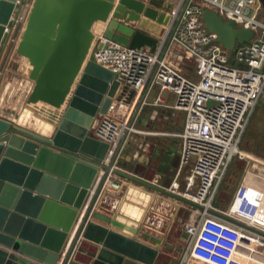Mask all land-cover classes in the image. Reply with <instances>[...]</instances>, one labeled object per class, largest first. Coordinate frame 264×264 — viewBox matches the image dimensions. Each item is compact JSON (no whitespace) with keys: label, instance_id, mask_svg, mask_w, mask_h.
Wrapping results in <instances>:
<instances>
[{"label":"water","instance_id":"obj_1","mask_svg":"<svg viewBox=\"0 0 264 264\" xmlns=\"http://www.w3.org/2000/svg\"><path fill=\"white\" fill-rule=\"evenodd\" d=\"M114 1L34 0L18 47L33 64L29 74L34 82L26 100L64 106L49 134L17 123H12L11 129V121L0 116V264H66L82 236L99 244L97 250H89L99 261L153 264L160 246L171 247V242L161 234L143 230L141 224L133 225L94 209L98 186L109 171L198 205L103 162L108 142L90 133L95 116L107 112L114 99L127 92L116 72L87 56L94 37L93 23L103 21L101 31L106 37L130 46L148 44L154 49L164 31L166 11L173 4V0ZM23 2L0 0V58ZM259 2L264 10V0ZM201 19L224 47L248 40L252 33L233 26L230 18L222 20L208 6L202 9ZM128 20H137V24L126 23ZM133 93L130 89L127 99ZM180 128L179 123L175 129ZM173 151L177 153L175 145L167 144L163 158ZM262 212L263 225L264 206Z\"/></svg>","mask_w":264,"mask_h":264},{"label":"built area","instance_id":"obj_2","mask_svg":"<svg viewBox=\"0 0 264 264\" xmlns=\"http://www.w3.org/2000/svg\"><path fill=\"white\" fill-rule=\"evenodd\" d=\"M207 6L222 20L232 19L233 26L250 29L249 39L234 41L231 48L222 46L201 19ZM261 10L259 0H173L154 49L148 44L130 46L100 30L94 31L87 53L116 72L127 92L134 90L129 99L127 92L114 99L90 126L92 135L108 142L103 162L114 164L125 133L135 129L131 123L134 108L149 102L153 89L157 93L152 102L181 112V128L170 134L178 141V166L188 170L183 191L198 204L185 202L188 211L182 223L186 235L181 251L207 264L264 261V202L252 196L249 182L236 184L226 208L212 202L231 159L244 157L239 143L251 112L258 102L264 105ZM184 58L191 63L192 76L180 69Z\"/></svg>","mask_w":264,"mask_h":264},{"label":"rangeland","instance_id":"obj_3","mask_svg":"<svg viewBox=\"0 0 264 264\" xmlns=\"http://www.w3.org/2000/svg\"><path fill=\"white\" fill-rule=\"evenodd\" d=\"M33 3L34 0H24L22 3V9L18 15L16 24L14 25L7 44L3 50V59L0 58L3 60L0 65V116L11 121L9 125V128L11 129H13L11 124L17 123L38 132L49 134L55 127L59 109L42 100L35 102H28L26 100L28 89V84L26 82L32 79L29 73L33 64L31 63L29 56L19 51L18 48L19 42L22 40L23 30L27 26ZM180 69L188 76H192L193 74L191 71V63L185 58L183 61H181ZM256 105L257 106L253 109L247 120V124L244 128L241 141L239 143V149L244 154L249 153L262 159L264 158V105L259 102ZM117 107L120 108V106L116 105L115 108ZM120 109L124 110L125 108L123 105H121ZM165 111L167 112V110H161L153 118L144 121L139 119L138 110H136L135 107L133 110L134 117L132 118L131 116V123H133L135 129L126 132L123 141L121 142V144H128L131 141L135 144H138V142L148 144L149 150L147 151L154 150L151 161L154 166L152 171L157 169L156 165L165 144H175V146L178 144L177 138L173 134H170V132L174 131V127L180 123L182 117L181 112L177 109L176 111L171 109L167 112V114ZM37 126H39L40 129L36 128ZM144 152L146 153V150ZM246 158L248 160L247 169L249 173H256L259 176L260 172H264V164L257 162L253 168L249 166L251 163V158H249L247 155H244V157L234 155L228 164V167L224 172L225 174L218 186L219 192L217 199L219 202H223L230 191V194H232L234 187L242 175L241 172L243 170ZM143 167L144 165L138 163L136 169L141 171ZM187 171V167H181L180 173L177 176V186L176 181L171 186V189L175 190L174 192L178 193V191H183L184 177ZM124 178L129 180L126 176ZM257 179L258 182H260V179ZM261 184L264 186V181H261ZM128 185L124 184L122 186L123 190L121 192L126 193ZM262 193L264 192L261 191V194ZM157 194L158 198L154 199V202L152 203L153 212H151L156 216H153L151 221L164 228L162 229L164 232L162 235L166 241L170 242L171 234L180 231L183 217L187 214L188 210L182 206L183 204L186 206L184 201L172 197L164 192L158 191ZM134 195V199L137 198L136 201L141 203L146 202L145 200L151 199V196L149 195L146 197L140 194H138L137 197L136 194ZM131 196H133L132 193ZM131 196L128 197L127 201L129 198H131ZM172 202H178V204L182 205L174 206V203ZM262 202H264L263 199ZM137 224L138 223L136 221V225ZM163 251L164 253H175V250L170 247L163 248ZM81 256L84 258V254ZM198 263L205 264L201 260H198ZM260 264H264V261L260 262Z\"/></svg>","mask_w":264,"mask_h":264},{"label":"crops","instance_id":"obj_4","mask_svg":"<svg viewBox=\"0 0 264 264\" xmlns=\"http://www.w3.org/2000/svg\"><path fill=\"white\" fill-rule=\"evenodd\" d=\"M116 3V0L114 4ZM113 8H111L109 16H111ZM144 16V15H141ZM120 20H123V18H120ZM97 21V20H96ZM100 21V20H98ZM101 22V21H100ZM103 22V21H102ZM126 23L130 24H137V20H128L125 21ZM94 25H92L93 31L97 32V29L93 28ZM146 32L151 33V34H156L154 31H151L149 29L144 28ZM99 31V30H98ZM1 59H3V54ZM0 59V65L3 62V60ZM157 90L153 89L151 93L148 96L149 102L145 103H140L139 109H138V117L140 120L147 121L150 118H153L156 116L161 110H167L170 111L171 108H168L166 106H162L160 104L154 103L155 97H156ZM127 98V97H126ZM122 103H126L125 100H121ZM120 102V103H121ZM64 104H62L57 110L59 111V114L57 116V120L59 119V115L61 110L63 109ZM144 109V110H143ZM166 112V111H165ZM166 112V113H167ZM168 114V113H167ZM143 121V122H144ZM57 122V121H56ZM175 129V127H174ZM176 130V129H175ZM166 145L163 148V151L160 155V158L158 160V163L156 165V170L152 171L154 166L152 161L153 157V151L154 150H149L148 144H143V142H138V144H135L134 142H130L128 144H122L116 160L114 161V168H117L119 170L123 171H128L131 172L135 175L142 176L145 179L154 182L160 186H163L169 190H171V186L174 184L176 181V186H177V176L180 173L181 167L178 166V144L176 147V158H175V151L169 157L166 159L163 158V154L165 153ZM175 145V144H173ZM146 150V153L144 152ZM244 155H247L249 158H251V163L249 166L253 167L257 164V162L264 164V158H259L256 157L252 154L246 153ZM253 160V161H252ZM247 158L245 159L244 167L242 170V175L239 178L238 182H249L247 185L248 190L251 192L252 196L257 198L258 196L261 197L264 200V193L261 194V191L264 192V186H262L261 181H264V172H260L259 176L256 173H249L247 166ZM140 163L144 165L143 169L141 171H138L136 169L137 164ZM260 164V165H261ZM262 166V165H261ZM254 168V167H253ZM108 179L103 182L102 184L98 186V192L94 201V209L101 210L102 212L111 214L112 216L118 217V215L125 216L124 214L126 213H138L139 217L137 219V223L141 224L143 230H146L152 234H163V227H160L159 224L154 223L151 221V218L153 216H156L152 214L153 212V206L152 203L154 202V199H157V192L159 190L143 185L135 180H132L128 178L129 180H126L120 172L116 171H109V174L107 175ZM260 179V182H258V179ZM112 180V181H111ZM116 180L119 182L118 186H115L113 184V181ZM111 182V183H110ZM221 182V181H220ZM129 183V185H128ZM128 185L126 193L121 192L122 186L123 185ZM219 186V185H218ZM131 187V189H130ZM218 189V190H217ZM217 192L215 194V197L213 198V203L215 206L219 207L220 209L226 208L225 206L228 204L229 199L231 197V194L229 192L228 196L225 198L223 202H219L217 199V195L219 192V188L217 187ZM263 189V190H262ZM177 190V189H176ZM161 192V191H160ZM131 193L133 196H131ZM142 193V194H141ZM165 193V192H164ZM120 194V195H119ZM134 194H136V197L138 194L146 196H151L150 200H145L146 202H139L136 201L137 198L134 199ZM169 195V194H168ZM129 200L127 201L128 197H130ZM171 196V195H170ZM173 197V196H172ZM181 200V199H180ZM142 201V200H141ZM148 201V202H147ZM141 203V204H140ZM174 203V202H172ZM182 203V202H181ZM179 206L182 204H178V202L174 203V206ZM187 210L188 207L183 204ZM129 219H131L128 216H125ZM186 215L183 217V221L185 220ZM121 218V217H119ZM125 219V218H124ZM134 220V219H132ZM182 221V223H183ZM108 224L111 227H114L120 231L126 232L124 229L121 227H118L112 223H105ZM182 225V224H181ZM166 228V227H165ZM184 229L183 225L180 228V231L177 233H172L170 236V242L173 244V248L176 247V244L181 242V247L183 246L184 242V236L182 235ZM128 233V232H126ZM130 234V233H129ZM140 239H144L146 242L156 245L155 242L148 238L141 237L139 235ZM99 244L94 242L93 240L86 238V237H81L79 241L77 242L75 248L69 255V257L66 260V264H107L103 261L97 260L98 258L89 252V250H97ZM169 248L170 246L162 245L160 246V252L157 255L155 261L153 264H199L198 260L192 259L188 257L187 253H184L182 251L175 252V253H164L163 248ZM82 254H84V258H82ZM203 262V261H202ZM205 263V262H204ZM203 264V263H202ZM207 264V263H205Z\"/></svg>","mask_w":264,"mask_h":264},{"label":"bare ground","instance_id":"obj_5","mask_svg":"<svg viewBox=\"0 0 264 264\" xmlns=\"http://www.w3.org/2000/svg\"><path fill=\"white\" fill-rule=\"evenodd\" d=\"M115 2V1H114ZM103 22L101 21H95L94 23H93V28L94 29H97V31L99 30H101V28H102V26H103ZM91 45V44H90ZM88 51H89V49H88ZM18 60V59H17ZM30 69V68H29ZM28 81H29V83H28ZM26 83L28 84V89H27V94L29 93V91H30V89L32 88V85H33V82H34V79L32 78V79H30V80H28ZM37 101H39V100H37ZM144 110V109H143ZM36 128H39L40 129V127L39 126H37ZM42 130H44V129H42ZM241 151V150H240ZM242 152V151H241ZM243 153V152H242ZM244 154V153H243ZM112 181V180H111ZM111 183V182H110ZM130 189H131V187H130ZM178 193L179 194H181V195H183L184 197H188V195H189V192H187V191H178ZM125 216H128V217H130L131 219H129V218H127V217H125V216H122V215H118V217L117 218H119V217H121V218H119V219H121V220H124L125 222H128V223H130V224H133V225H136V221H137V219H138V213H135V214H133V213H125L124 214ZM125 218V219H124ZM132 219H134V221L132 220ZM138 222V221H137ZM122 229H124L126 232H128V233H131V231L130 230H128V229H125V228H122ZM166 230V229H165Z\"/></svg>","mask_w":264,"mask_h":264},{"label":"flooded vegetation","instance_id":"obj_6","mask_svg":"<svg viewBox=\"0 0 264 264\" xmlns=\"http://www.w3.org/2000/svg\"><path fill=\"white\" fill-rule=\"evenodd\" d=\"M262 14H263V16H264V10H263V7H262ZM170 248H172L173 250H175V252H179V251H181V242H179L178 244H176V247H175V248H173V247H170Z\"/></svg>","mask_w":264,"mask_h":264}]
</instances>
